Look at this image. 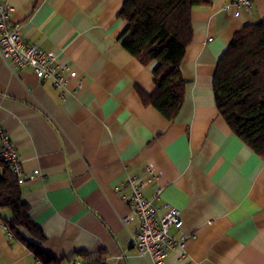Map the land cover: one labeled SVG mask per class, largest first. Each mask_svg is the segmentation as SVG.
Instances as JSON below:
<instances>
[{
    "label": "crops",
    "instance_id": "obj_1",
    "mask_svg": "<svg viewBox=\"0 0 264 264\" xmlns=\"http://www.w3.org/2000/svg\"><path fill=\"white\" fill-rule=\"evenodd\" d=\"M24 39L53 55L67 80L39 78L0 56V125L22 169V200L46 235L43 249L64 263L102 255L107 264H152L134 246L132 208L115 187L132 175L159 214L184 219L171 233L194 234L162 264H264V157L236 135L215 102L213 77L235 32L264 19L252 8L211 0L192 11L194 37L180 63L186 98L173 119L143 104L155 63L143 65L120 42L125 0H1ZM0 218V264H39Z\"/></svg>",
    "mask_w": 264,
    "mask_h": 264
},
{
    "label": "trees",
    "instance_id": "obj_2",
    "mask_svg": "<svg viewBox=\"0 0 264 264\" xmlns=\"http://www.w3.org/2000/svg\"><path fill=\"white\" fill-rule=\"evenodd\" d=\"M211 0H125L119 17L126 27L119 35L122 45L143 65L155 63V89L137 87L146 106H153L168 119L175 118L186 98L187 80L180 63L194 37L192 11ZM215 102L231 130L258 155L264 157V19L235 32L220 57L214 77ZM21 184L12 167L0 161V218L11 233L24 242L43 264H61L42 247L46 235L22 200ZM79 253L84 264H107L102 255Z\"/></svg>",
    "mask_w": 264,
    "mask_h": 264
},
{
    "label": "built area",
    "instance_id": "obj_3",
    "mask_svg": "<svg viewBox=\"0 0 264 264\" xmlns=\"http://www.w3.org/2000/svg\"><path fill=\"white\" fill-rule=\"evenodd\" d=\"M252 8V0H233L226 5ZM13 7L10 3L0 0V56L10 68L31 66L39 78H52L58 87H64L67 77L63 74L67 66H61L56 58L37 44L27 42L20 30L13 26L10 13ZM0 161L9 164L17 174L19 181L33 179L39 173L38 169L31 172L23 170L20 153L16 149L12 136L0 125ZM123 187L129 193H122ZM122 193V198L132 208L133 216L126 215L125 222L138 220L136 232L132 235L134 246L147 257L152 264H162L171 251L183 247L189 237L195 235L183 233L179 237L171 233V229H180L184 219L181 210L171 204H165V212L159 214L158 207L151 198L145 197L142 184L137 176H128L124 182L115 187ZM38 260V259H37ZM39 264H43L38 260ZM61 264H84L83 260L70 259ZM186 264V263H184Z\"/></svg>",
    "mask_w": 264,
    "mask_h": 264
},
{
    "label": "rangeland",
    "instance_id": "obj_4",
    "mask_svg": "<svg viewBox=\"0 0 264 264\" xmlns=\"http://www.w3.org/2000/svg\"><path fill=\"white\" fill-rule=\"evenodd\" d=\"M39 260V259H38ZM40 261V260H39Z\"/></svg>",
    "mask_w": 264,
    "mask_h": 264
}]
</instances>
